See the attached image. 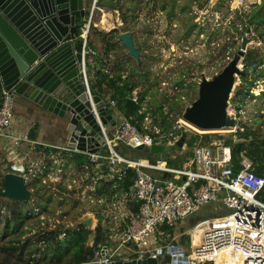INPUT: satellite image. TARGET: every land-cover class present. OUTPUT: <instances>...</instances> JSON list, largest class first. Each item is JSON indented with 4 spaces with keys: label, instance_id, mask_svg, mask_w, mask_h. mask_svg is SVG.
I'll use <instances>...</instances> for the list:
<instances>
[{
    "label": "rangeland",
    "instance_id": "obj_1",
    "mask_svg": "<svg viewBox=\"0 0 264 264\" xmlns=\"http://www.w3.org/2000/svg\"><path fill=\"white\" fill-rule=\"evenodd\" d=\"M150 1L135 0L138 3L135 8L131 7L128 0L123 1V12L128 15L125 23L122 22L120 11L111 10L116 12L115 19L118 18V21L122 22L118 28L122 29L121 31L125 27L130 29L128 32L134 37L137 53L131 55L122 44L119 45V48L114 46L116 50L113 54H118L117 51L125 53L113 58L114 63L110 69L119 70L121 74L123 72L122 81H129L132 92L138 94L140 102L137 105L139 108L136 110L147 111L144 125L150 133L159 136L158 143L164 146L165 154H169L170 165L183 168L191 161L192 157L190 140H186L183 148L178 147L176 141L179 137L170 136V129L180 121H187L184 118L186 110L192 107L191 104L196 99H200L204 92L221 79L220 72L224 67H227L224 72L226 70L232 72L233 69H236V72L232 74L234 83L231 89V99H236L237 95L240 94L241 102H245L240 106L243 111L244 122L241 119L237 125L241 127L245 124L253 126L255 123L259 125L261 122L260 129L264 133V39L256 27L251 25L250 33L247 36L250 42L247 45L245 56L249 51H257V56L262 58V62L256 63L252 68L251 65H246L245 56L240 52L242 36L239 32L246 25L250 13L258 9V6L261 7L264 14V0H244L243 5H239L238 0H221L216 10L205 19L204 12L209 1L178 0L175 14L169 20L167 19V12L160 11L158 6L150 4ZM99 7L104 6L99 5ZM237 11L246 15L245 22L238 19ZM107 15L106 11L98 12L93 21L95 24V30H93L95 42L99 45L100 51L103 50L101 49L103 43L96 32L109 33L113 30L110 28L108 31H104L99 27L101 19L109 21ZM83 20H87V17ZM189 22L195 24L196 27L190 30L189 35H186ZM259 28L264 29V19ZM79 39L82 38L77 37L76 44ZM235 40L237 42L234 44ZM93 57V54H87V71ZM236 58L239 60L234 64L233 61ZM122 62L124 63L123 66ZM227 129L228 131L218 129L211 132L201 130L198 134H217L226 137V140L237 141L239 138L238 134H235V129L231 127ZM108 132L111 137L113 131ZM113 144L118 152H122L135 160L149 162L157 159V155H148L142 152L139 154L125 143L114 141ZM62 149L63 147L60 148V150ZM8 151L11 153L10 150ZM0 152H2L1 146ZM99 153L103 158L96 164L87 165L84 171H75L73 165H70L67 170L66 154L63 152L55 153V155L51 153L49 160L46 161L44 155H42L43 158L38 159H32V155L27 157V162L29 161L33 171L29 170L26 177L31 180L34 172L40 175L44 189L48 191L45 200H41L38 193L40 188H37L34 201L29 204L33 215L27 220L26 225L44 221L51 225L56 222L63 223L69 227L75 224H83L84 215L92 217V215L96 216L97 213H101L108 225L114 228L113 233L109 236L98 237L96 236L97 233H94V238L91 236L92 244L87 248V257L90 262L95 259L100 260L101 250L110 239L116 241L122 239V233L117 229L121 223L119 216L128 212L124 203V196L122 199L113 197L109 203H104L97 197L96 190L99 183L108 184L113 181L115 172L120 169L118 166L122 165L114 166L107 161L109 149L106 146L102 147ZM74 155L75 153H68L67 159H71ZM8 159H10L8 155H0L1 179L5 173L14 172L12 168L9 169L10 160ZM17 162L21 163L20 160ZM44 163L49 171L45 176L41 170ZM142 169L146 172L149 171L148 168ZM76 173H79L77 177L74 176ZM35 178L38 179L36 176ZM88 179H92L93 183L80 191L83 183ZM57 185H63L67 189L68 195L66 197L58 192ZM110 189L111 187L106 188V190ZM1 200L3 202H1L0 218L9 211L7 207L9 200ZM42 205L45 208L44 212H42ZM214 209L216 210V207ZM205 214L203 212L200 216ZM182 228V225L169 227L163 224L157 231L159 243L165 244L169 241L168 239L174 237L183 242L185 234L181 232ZM7 240L0 242V244L7 243ZM134 245V243L131 244L132 247Z\"/></svg>",
    "mask_w": 264,
    "mask_h": 264
},
{
    "label": "built area",
    "instance_id": "obj_2",
    "mask_svg": "<svg viewBox=\"0 0 264 264\" xmlns=\"http://www.w3.org/2000/svg\"><path fill=\"white\" fill-rule=\"evenodd\" d=\"M99 1L95 0V4ZM244 2L238 0L239 5ZM88 16L87 22L77 28L78 36L84 39L81 51V73L84 79H88L87 54L97 55L88 43L93 23ZM1 97L0 139L16 147L23 142L34 143L26 135L10 131L15 122L13 92L4 91ZM131 98L138 103L136 92H133ZM241 100L240 94L236 99L230 100L235 103L229 108L230 117L237 121L243 120L240 106L245 102ZM110 105L120 116L111 137L106 129V133L103 131L105 146L109 149V156L106 158L112 165L121 163V158L112 151L114 141L125 143L133 149L141 145L150 147L159 144L149 131H139L114 101ZM238 129L241 127L235 128L236 133ZM183 131L198 134L201 129L180 121L170 129L169 135L177 136ZM224 143L223 139H213L208 143L200 140L193 145L191 161L183 168L172 167L167 161L128 164L137 173L132 190L140 206L137 213L128 210L119 216V226L126 225L121 239L126 247L133 250L131 244L134 243L137 245V249L133 250L135 253L179 256L184 258L180 264H264V200L260 196L264 190V177L254 172L253 163L248 158L241 161L244 167L236 170L232 150ZM62 150L78 153L76 149L67 147ZM83 155L84 167L96 164L103 158L99 152ZM142 168H148L149 171ZM165 174L168 176L165 177ZM203 212L206 214L201 217ZM87 218L83 216L84 220ZM97 221V216L92 215V223L88 228L95 231ZM41 223L44 226V222ZM163 224L169 227L182 225L181 232L185 234L183 242L174 237L165 244L159 243L157 231ZM99 259L98 263L104 262ZM173 262L172 259L158 260V264ZM83 264H94V261Z\"/></svg>",
    "mask_w": 264,
    "mask_h": 264
},
{
    "label": "water",
    "instance_id": "obj_3",
    "mask_svg": "<svg viewBox=\"0 0 264 264\" xmlns=\"http://www.w3.org/2000/svg\"><path fill=\"white\" fill-rule=\"evenodd\" d=\"M220 2L209 0L204 19ZM89 4L90 0H0V96L4 91H12L15 99L28 103L22 106L25 111L35 110L32 105L55 125L62 143L68 148L94 154L106 145L98 119L107 132H114L120 116L100 95L90 92L81 73L83 53L76 50L75 40ZM120 40L131 55L137 53L131 33L121 34ZM249 42L247 35L242 34V55ZM238 60L236 58L233 63ZM226 68L220 72L221 79L186 110L184 118L201 130L213 131L236 125L237 120L230 117L228 110L234 83L232 74L236 69L224 72ZM127 104L134 109L133 99L129 98ZM177 136L176 145L183 148L187 133ZM135 150L157 155L159 161L169 160V154H165L161 144L141 145ZM18 166L13 165L14 172L5 173L0 180V199L33 202L35 192L24 175V166ZM82 223L90 226L92 217ZM105 247L101 250L102 264H111L105 263ZM134 248L137 249L136 244ZM125 264H158V261Z\"/></svg>",
    "mask_w": 264,
    "mask_h": 264
},
{
    "label": "trees",
    "instance_id": "obj_4",
    "mask_svg": "<svg viewBox=\"0 0 264 264\" xmlns=\"http://www.w3.org/2000/svg\"><path fill=\"white\" fill-rule=\"evenodd\" d=\"M123 1L125 0H100L98 5L120 11L123 22L125 23L128 15L123 12ZM128 1L131 3V7L135 8L138 6V3H136L135 0ZM190 1L195 2V0ZM208 1L209 0H206V2ZM150 4L158 6L157 8L160 11H166L168 19H171L175 14L178 0H151ZM237 12L238 19L241 22H245L246 15L239 13V11ZM249 16L250 18L247 19L246 25L241 31H239L241 36L242 34L248 36L250 33V26L254 25L260 36L264 39V29L259 28L260 23L264 19L261 7L258 6V9L250 13ZM84 22H87V20H82L81 24ZM188 26L186 35H189L191 32L190 30H193L196 27V25L191 24V22H189ZM198 28L200 29V27ZM234 28L237 30L235 26ZM93 30H95V27L92 24L88 43L90 48L99 54L97 58L101 57L102 62L100 63L101 68H96L93 78L91 79L92 91L95 94L100 95L108 105L114 101L122 111L123 115L129 117L139 131L147 133L148 129L144 125V121L147 118V111H137V107L131 110L128 107L127 100L130 98L132 92L130 82L122 81L121 71L114 68L110 69V66L114 63L113 58H117L125 53L123 51H117L118 54H113L114 50H116L114 46L119 48V45H121V41L118 39L119 36L122 33L130 31V29H126L125 27L123 31H121L122 29L118 28L113 29L109 33L97 31L96 34L101 38L103 43V46L101 47L103 50L101 51L99 50V45L95 42ZM83 41V38L78 40L75 46L76 50L82 51ZM236 42L237 40L234 41V44ZM257 54V51H249L246 56L244 55L246 65L252 66L255 63L262 62V58L258 57ZM249 87L248 82V88ZM2 103L3 99L0 96V108L2 107ZM260 126L261 122L257 127L245 124L243 126L244 129L239 131L238 137L240 141L233 142L232 140H225L224 145L229 146L232 150V157L236 170L242 169V166L240 165L241 161L244 158H248L253 163L254 172L264 177V133L261 131ZM150 134L154 137L155 142L158 143L159 136L153 133ZM186 138V140H190L191 146H193L194 143L199 142L200 140L208 143L213 139L219 140L222 136L217 134L201 135L187 133ZM36 148L38 151H42V153L45 154V161L49 160L50 154L53 152L50 147L38 146ZM133 151L138 152L135 149H133ZM67 157L68 156H66V166L73 165L75 171L85 170V167L83 166V154H75L69 160ZM157 161L159 160L156 159L155 162ZM118 164L122 165L118 166L120 169L115 172L113 181L108 184L99 183L96 190L97 197H99L104 203H109L113 197H116V199H122L124 196V203L128 210L132 213H137L140 202L135 198L132 190L137 178V173L134 168L128 165H124L123 163H117V165ZM23 166L25 167L26 173H29L31 166L27 160L24 161ZM11 167L12 165H10L9 169H11ZM41 170L44 172V176L49 172L45 163L42 165ZM33 174L32 179L29 180L28 183L30 184L31 189L34 190L35 196L37 188H40L38 190L40 199L45 200V195L48 190L46 191V189H44L41 176L35 172ZM78 175L79 173L74 174L75 177ZM1 176L0 172V177ZM35 176L38 177V179L35 178ZM92 183V179L86 180L80 188V191ZM107 187H111V189L106 190ZM57 188L58 192L64 197L68 195V191L63 185H57ZM260 196L264 200V190ZM1 202H3V200L0 199V212L2 210ZM29 204L30 202L9 201V204H7L9 211L0 218V242L8 239L7 243L0 244V264H83L88 259L87 248L90 245L89 240L91 236H93L94 233H97L96 236L104 237L113 233L112 230L114 228L108 225V222L101 213H97L96 215L98 221L95 231L90 230L84 224H75L74 226L66 227L63 223L56 222L54 225H51L48 222L40 221L38 223L26 225L27 220L33 215L32 208L29 207ZM44 211L45 208L42 205V212ZM41 222H44V226L41 225ZM125 228L126 225L123 224L120 227L119 232L122 233Z\"/></svg>",
    "mask_w": 264,
    "mask_h": 264
},
{
    "label": "crops",
    "instance_id": "obj_5",
    "mask_svg": "<svg viewBox=\"0 0 264 264\" xmlns=\"http://www.w3.org/2000/svg\"><path fill=\"white\" fill-rule=\"evenodd\" d=\"M101 8L102 10H110V8H107V7L106 8L101 7ZM107 17L109 18V21L111 20L115 22L118 21V18L116 19L112 18L110 13H108ZM122 22H123V19H122ZM122 22H120L119 20V23H115V25L112 28L118 29L119 25H122ZM132 38L134 40L133 35H132ZM97 56H99V54H97ZM97 56L93 57L90 61V67H89L90 69L88 70V75L91 79L93 78L96 68H101L100 63L102 62V59L101 57L97 58ZM123 64L124 63L122 62V66ZM26 105H28V103H26L25 101H18L17 99H14L13 113L15 117V120H14L15 122L11 125L10 131H15L18 134H21L23 136L26 135L34 143L30 142L31 144L30 143L28 144V143L23 142L18 147H16L13 144L6 142L4 140L0 142V146L2 149V152H0V155L1 156L8 155L10 158L8 160H10V162L14 161L16 162V164L18 163L16 161V158L20 160L21 164L24 163V161L27 160V157H30L31 155H32V159L33 158H36V159L43 158L42 155L45 156V154L42 153V151L37 150L36 147L38 146L50 147L53 150L52 155H55V153L63 152L62 150H60V147H67L64 143H62V140L56 131L55 125L51 122H48L45 119L44 115L41 114L40 111L37 108L33 107L32 105L30 106L34 108L35 110H38V112H36L35 110L25 111L22 106H26ZM224 131H228V129ZM224 139L226 140V137H224ZM6 144H10V145L6 146ZM57 149L59 152L57 151ZM8 150H10L11 153ZM12 154H16V156H14L15 160L11 159ZM63 154H66V156L68 155L67 152H63ZM168 162L170 163V161ZM240 165L242 166V168L244 167L243 164H240ZM69 167L70 165L66 166V169L68 170ZM211 209H213V207H211ZM86 262H89V259H87Z\"/></svg>",
    "mask_w": 264,
    "mask_h": 264
},
{
    "label": "bare ground",
    "instance_id": "obj_6",
    "mask_svg": "<svg viewBox=\"0 0 264 264\" xmlns=\"http://www.w3.org/2000/svg\"><path fill=\"white\" fill-rule=\"evenodd\" d=\"M99 7L98 4H95V0H90V4H89V16L88 19L90 21H94L96 14L98 15V12L100 13L101 11H106L107 13H110L112 18H115V13L116 12H112L111 10L114 9H110V10H102V8ZM115 23H119V21L115 22V21H104L103 19H101V23H99V27H101L102 30L104 31H108L110 28H112ZM84 83L86 84L87 87H90V84L88 82L87 77L84 79ZM229 110V109H228ZM231 113V111H230ZM98 123L102 129V131H105V126L103 125V123L101 122L100 119H98ZM112 151L113 153H115L116 155H118L121 158V163L123 164H130V165H136L137 163H141V161L135 160L133 158H131L128 155L123 154L122 152H118L115 149L114 144L112 143ZM210 209V208H209ZM120 240V239H119ZM116 241L114 239H110L105 247V252H104V256H105V263H111V264H125L128 262H133V261H147V260H163V261H170L172 259L173 264H180L181 260H184V258L179 257V256H170L167 253H159L157 255L152 254H139V253H135L133 250H131L130 248L126 247L123 242L120 241ZM101 255V253H100ZM102 258V257H101ZM94 264H102V263H98L95 262Z\"/></svg>",
    "mask_w": 264,
    "mask_h": 264
},
{
    "label": "clouds",
    "instance_id": "obj_7",
    "mask_svg": "<svg viewBox=\"0 0 264 264\" xmlns=\"http://www.w3.org/2000/svg\"><path fill=\"white\" fill-rule=\"evenodd\" d=\"M89 15V6L87 7V11H86V17ZM85 17V18H86ZM82 22V21H81ZM81 22H80V24L79 25H81ZM85 23V22H84ZM93 25H94V27H95V24L94 23H92ZM78 25V26H79ZM126 33H129V32H126ZM90 34H91V32H90ZM90 34H89V36H90ZM122 34H124V33H122ZM132 35V34H131ZM77 36H78V34H77ZM89 40V39H88ZM119 40H120V36H119ZM121 41V40H120ZM121 44H122V42H121ZM123 46V45H122ZM90 47V46H89ZM92 49V48H91ZM93 50V49H92ZM96 52V51H95ZM97 53V52H96ZM246 53V52H245ZM95 56H97V55H95ZM94 56V57H95ZM87 65H88V63H87ZM90 69V68H89ZM87 76H88V82H89V84H90V92L92 93V87H91V78L89 77V75H88V71H87ZM232 95V94H231ZM2 96V95H1ZM14 99H15V97H14ZM230 100H231V96H230ZM230 100H229V108L231 107V106H233V103H231L230 102ZM111 104V103H110ZM111 106V105H110ZM119 108V107H118ZM237 120V119H236ZM243 122H244V120H242ZM186 122H188V121H186ZM189 123V122H188ZM237 123H238V121L236 122V125H235V127H231V128H233V129H235L236 127H238L239 125H237ZM241 127V126H240ZM225 129H227V128H222L221 130H225ZM241 129H243V127H241ZM241 129H238L237 130V133H236V130H235V134H238L239 135V131L241 130ZM211 132V131H210ZM109 133V132H108ZM223 138V140H224V142H225V139H224V137H222ZM239 138V137H238ZM219 140H222V139H219ZM229 140H231V139H229ZM233 141V140H232ZM239 141H240V139H239ZM236 142H238V141H236ZM4 143V142H3ZM25 143H27V142H25ZM197 143V142H196ZM196 143H194V144H196ZM29 144V143H28ZM193 144V145H194ZM193 147V146H192ZM192 147H191V149H192ZM61 148V147H60ZM68 148V147H67ZM133 149V148H132ZM78 153H80L79 151H78ZM78 153H75V154H78ZM80 154H85V153H80ZM140 154V153H139ZM14 156H16V154H12L11 155V159L12 160H15L14 159ZM245 159V158H244ZM17 160H19V159H17L16 158V161ZM168 161H170V160H168ZM167 161V162H168ZM157 162H163V161H157ZM166 162V161H165ZM171 163V162H170ZM9 165H12V167H13V165H15V166H17V167H19L18 165H22L23 166V163L21 164V163H17L16 164V162H10L9 161V163H8ZM117 165V164H116ZM125 165H127V164H125ZM115 166V165H114ZM129 166V165H128ZM11 167V168H12ZM131 167V166H130ZM25 168V167H24ZM30 171H33V169L31 168L30 169ZM24 175L25 176H27V173H26V171L24 172ZM27 178V177H26ZM28 179V178H27ZM0 180H1V178H0ZM29 181V180H28ZM35 198V197H34ZM97 226V225H96ZM116 229V228H115ZM118 230H120V226L117 228ZM95 230H96V228H95ZM92 238H94L93 236H92Z\"/></svg>",
    "mask_w": 264,
    "mask_h": 264
},
{
    "label": "flooded vegetation",
    "instance_id": "obj_8",
    "mask_svg": "<svg viewBox=\"0 0 264 264\" xmlns=\"http://www.w3.org/2000/svg\"><path fill=\"white\" fill-rule=\"evenodd\" d=\"M163 12H165V11H163ZM167 19H168V18H167ZM168 20H169V19H168ZM223 69H224V68H223ZM132 94H133V92H131V94H130V98L132 97ZM131 99H132V98H131ZM133 100H134V99H133ZM134 102H135V101H134ZM139 102H140V101H139V98H138V103L135 102V107L139 108V107L137 106V105L139 104ZM135 107H134V108H135ZM132 110H133V109H132ZM257 125H258V124L255 123L253 126H257Z\"/></svg>",
    "mask_w": 264,
    "mask_h": 264
}]
</instances>
